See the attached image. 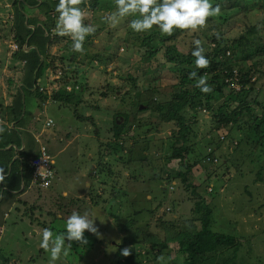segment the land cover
<instances>
[{
  "label": "rangeland",
  "instance_id": "374dc122",
  "mask_svg": "<svg viewBox=\"0 0 264 264\" xmlns=\"http://www.w3.org/2000/svg\"><path fill=\"white\" fill-rule=\"evenodd\" d=\"M0 1L4 5L6 0ZM107 1L96 4V0H84L98 6L93 10L82 5L83 22L87 19L86 24H93L96 31L86 36L83 51L76 52V58L70 60L74 69L63 62L65 59L58 58L63 53L58 54L54 46L50 48V53L52 49L57 53L54 58L49 54L51 63L59 64L53 71L74 80V72L78 74L80 91L75 94L82 105L72 108L64 102L48 103L46 115L51 117L57 137V145L49 140L51 155L55 157L64 149L55 158L58 182L41 191L38 198H14L19 215L12 209L6 218L2 236L7 239H0V257L7 258L6 264H121L119 249L128 248L133 253L131 247H120L126 233H120L119 225L125 216L139 210L138 223L148 224V231L159 236L165 235L163 228L172 217H177L178 222L192 218L194 198H190V191L179 179H172L175 172L186 174V168L191 166L186 180L212 210L211 231L238 241L237 247L204 264H264V140L260 142L249 128L251 119L243 114L237 124L226 125L202 107L196 113L187 108L190 153L182 162H166L162 156L169 154L177 128L173 123L162 122L158 115L166 110L172 97L178 82L176 74L195 68L168 62L165 46L172 47L175 56L186 55L193 48V39L198 38L209 51L214 35L226 41L246 36L242 46L246 54L235 55V60L239 62L252 54V59L246 57L245 65H253L257 71L245 90L255 95L259 104L251 108L252 112L259 115L264 110V0H212L214 6H220L218 15L208 17L205 26L195 31L174 30L176 40L163 43L160 38L167 35L155 28L143 33L132 31L129 22L135 16L118 18L115 24L102 19L115 10V0L109 12L99 10L100 4ZM249 29H253L250 34ZM142 42L147 46L140 45ZM149 46L158 50L150 64L145 61ZM258 49L263 53H256ZM168 58L175 61L173 56ZM130 78L136 79L135 87ZM226 81L235 89L225 88L224 97L240 87L236 75ZM216 102L212 109L217 107ZM234 102L233 107L239 99ZM116 124L124 126L120 137L114 135ZM220 136L225 137L223 143ZM241 142L234 155L242 152L243 157L233 158L235 143L238 147ZM253 146L255 149H251ZM211 156L218 163L208 161ZM79 171L85 174L84 178L74 177ZM85 182L89 183L88 188ZM63 189L69 193L67 197L63 196ZM80 190L85 195L75 198ZM156 205L162 209H156ZM73 211L87 212L90 218H96L98 231L85 230V244L72 241L67 254L52 261L49 252L39 247L41 232L48 227L54 234L62 233L64 221ZM136 250L144 252L138 247ZM142 259L132 262L166 264L156 261L152 253ZM170 262H179L175 254Z\"/></svg>",
  "mask_w": 264,
  "mask_h": 264
},
{
  "label": "trees",
  "instance_id": "16d2710c",
  "mask_svg": "<svg viewBox=\"0 0 264 264\" xmlns=\"http://www.w3.org/2000/svg\"><path fill=\"white\" fill-rule=\"evenodd\" d=\"M99 0H96L98 4ZM105 1V0H103ZM114 0H108L105 3H101L99 10L100 11H110L113 9ZM252 0H249L250 2ZM258 1V0H253ZM51 2V1H50ZM83 0L80 1L82 4ZM251 2V3H252ZM35 4L33 0H14L12 6L15 7V13L11 17V39L17 44L18 53H23V46L26 42V37L31 35V30L25 26L26 15L24 14L25 10L29 12L27 6L30 4ZM96 4H90L89 6L96 10L98 6ZM80 6V4L78 5ZM47 5L43 2L40 3L36 10L31 11L27 19L28 25H34L38 22H43L48 31L55 28L56 15L53 14L55 11L49 10L46 8ZM91 9V10H92ZM49 10V11H48ZM87 20V19H86ZM86 20L84 23L86 24ZM13 26V27H12ZM253 29L248 30V34L252 33ZM177 33H172L165 37L160 38V43L163 40H176ZM45 39V38H44ZM149 39L150 38H146ZM247 41L245 35H241L239 38L226 41L219 35H214L211 38V44L209 51L204 44L202 46L205 49V55L209 60L207 67L204 68H194L192 70H184L179 72L177 75L178 82L174 86V92L171 93L170 100L168 99V104L166 110L163 113L158 112L160 120L166 123H173L176 130V137L173 139L172 144L170 145V152L162 156L166 162H171L173 160H178L179 162L183 161L185 156L190 153L191 146L189 145V129L191 127L190 122L188 121L185 113L186 109L189 108L193 113H196L201 107L204 110L209 111L213 116L217 117V122L224 124H237L240 117L243 114H246L248 119H251L249 128L257 136L260 142L264 140V110L262 109L259 115L254 114L251 110L253 107H258L256 96L249 94V90L245 89L250 83L251 76L256 73L257 69L255 66H246V57L252 59V54L246 55L245 58H242L237 62L235 55L245 53L246 50L242 48L243 43ZM48 46V51L54 46L58 54L63 53L62 58L65 60H74L75 51L70 47L71 40L68 36H61L54 32L46 37V41L42 42V45ZM150 43V42H149ZM163 43V42H162ZM140 45L147 46L145 42H142ZM160 45V44H159ZM66 48H69L66 51ZM146 55L148 59L146 62L151 61V58L154 57L157 53V48L148 47ZM154 48L156 50H154ZM173 48L170 46H165V57L168 62L172 63L174 66H183V65H194V57L191 55V50H189L186 55L175 56L172 54ZM51 54L54 56L57 54ZM256 53H263L260 50H256ZM241 55V56H242ZM30 56H35V59L29 64L28 69H35L36 66H39L40 59L32 50L25 53V58H27V63L30 62ZM173 56L174 60H170L168 57ZM22 58V57H20ZM23 59V58H22ZM150 59V60H149ZM179 59V60H178ZM178 60V61H177ZM45 61V60H44ZM237 65V66H236ZM46 67H51L52 70H55L54 62L45 63L43 62L42 68L39 67V71L43 72ZM163 67V65H160ZM195 71L197 73L196 77L190 76V73ZM237 71V72H236ZM203 75L206 83L210 87L211 91L202 92L199 88L196 87V81L199 77ZM236 75L238 77V86L237 91H231L232 94H228L226 97L223 96V90L225 88H232L230 82H227L226 79H230ZM130 81L136 85V79L130 78ZM71 94H68L66 91H61L60 89L55 91L54 97L64 98L67 101L71 99ZM239 99L238 105L234 106L235 100ZM198 100V101H196ZM217 101V107L212 109V103ZM233 101V102H232ZM16 102V101H15ZM221 102V103H219ZM15 107L19 110L20 103H15ZM161 111L162 108H161ZM12 113H17L15 110L11 111ZM18 114H14L13 119L17 118ZM158 117V118H159ZM80 119V118H79ZM81 120V119H80ZM116 126V131L114 135L120 137L124 131V126ZM1 140V139H0ZM243 143V142H241ZM240 146L233 149V158L237 157L242 158L243 154L240 152L238 155L235 154V150H238ZM255 149V147H251ZM192 170V167L186 168V174ZM186 174L181 172H175V175L172 176L173 181L179 179L181 183L185 185L186 191H190V198H194L193 203V216L189 220H183L181 222L177 221V217H172L169 225L164 227L165 235L159 236L148 231V224L138 223L140 216L139 210L134 211V213L123 219L124 223L119 225L120 233H126L123 244L120 247H131L133 253H129L127 256L122 255V250L119 249L117 256L119 257L121 264H133V259H139L142 261L143 257H146L148 254H155L156 261H165L166 264H204L205 262L212 259L214 256L219 253H223L225 250L230 248H235L238 246L237 240L229 235L214 233L211 231V220H212V210L205 203L204 197L197 193V189L192 185L188 184L186 180ZM260 174V173H259ZM167 180V179H166ZM261 180V178H259ZM162 209L161 205H156V209ZM150 216V213H149ZM148 217V216H147ZM138 221H137V219ZM140 222V221H139ZM237 241V242H236ZM138 247L141 250H144L143 253L136 250ZM175 254L177 256L178 263H171V256ZM3 263H7V258L1 256ZM183 261H182V260ZM181 260V262H180Z\"/></svg>",
  "mask_w": 264,
  "mask_h": 264
},
{
  "label": "crops",
  "instance_id": "0c3cea01",
  "mask_svg": "<svg viewBox=\"0 0 264 264\" xmlns=\"http://www.w3.org/2000/svg\"><path fill=\"white\" fill-rule=\"evenodd\" d=\"M6 1L7 5H0V128L3 129L0 132V168H3L5 173V180L0 182V239H7L2 235L9 212L14 209L15 213L19 215L17 212L18 206H16L14 198L17 200L20 197L32 198L34 196V198H38L39 194L43 193L41 191L49 189L53 183L57 184L58 182V168L55 169V158L64 149L62 148L55 157L51 155L50 147L48 146L50 144L49 140L51 139L57 145V137L55 129L52 127L53 123L50 126L46 125V121L51 119L49 115H46L48 103L50 101L64 102L72 108L82 105L81 99L75 94L80 90L71 93L72 96L69 101L64 98L57 99L55 97L53 99L46 94H39L36 90L39 86L47 88V85L44 83H49L46 77H50L51 67H46L43 72L39 71V67L41 66L42 68L43 62L50 63L51 61L47 43L46 45H42V42L46 41V37L53 34L54 30L48 31L43 22L28 25L27 19L31 11L36 10L40 3L44 2L47 5L46 8L53 10L55 9L57 0H33L35 4L31 3L27 6L29 12L27 13L26 10L24 12L26 15L25 26L31 30V35L25 39L23 53L18 54L10 48L14 40L11 39L10 35L11 20L6 15V13L14 15L15 7L12 6L14 0H11V3H9V0ZM53 14L56 15L55 12ZM30 50L40 59L39 66L37 65L35 69H28L29 64L35 59V56H30V62L28 63L27 58H25V53ZM53 53L54 49L51 50V54ZM63 62L70 63V67L74 69L70 61L63 60ZM92 62L96 63L95 60H92ZM54 66L58 67L59 64H54ZM78 68H80V64L76 66V71ZM74 75L76 80L78 74L74 72ZM54 82L57 86L63 83L62 79H56ZM48 93L50 94V91ZM40 97H44L45 100L41 101ZM15 103H20V109L17 112L19 115L14 120H9L7 114L4 116L3 112L11 108ZM77 107L73 109V115H75ZM41 148H44L54 161L55 177L47 188H40L33 182L32 171L28 164V160L38 156ZM84 175L82 171H79L77 174L74 173V177L76 178H84ZM84 186L88 188L89 183L85 182ZM63 191L65 192L62 195L67 197L69 193L66 189H63ZM80 191L76 192L75 198L85 195L84 191ZM2 248L3 245L0 244V250Z\"/></svg>",
  "mask_w": 264,
  "mask_h": 264
},
{
  "label": "clouds",
  "instance_id": "9594fccd",
  "mask_svg": "<svg viewBox=\"0 0 264 264\" xmlns=\"http://www.w3.org/2000/svg\"><path fill=\"white\" fill-rule=\"evenodd\" d=\"M80 1L81 0H57L54 9L56 13V23L53 30L58 35L68 36L71 40L70 47L75 52H82L86 36L96 31L93 24H85L83 22L85 13L83 12L82 5H85L83 7L85 9L87 3L83 0L81 4ZM79 4L80 6H78ZM0 5L2 4L0 3ZM4 5L7 4L4 3ZM9 7H11V5H9ZM219 13V4L214 6L212 0H115V10L102 19L111 24H115L117 23L118 18L135 16V18L131 19L129 22V27L132 31L143 33L152 31L155 28L161 34L171 35L173 31L177 29L195 31L205 26L208 17L218 15ZM7 16L11 20L13 14H7ZM192 44L193 48L191 50V55L194 57L195 67H207L209 60L205 55V49L202 46L201 40L194 38ZM10 48L14 52L18 51L15 42ZM190 76L196 77L197 73L193 71L190 73ZM56 79H62V87H60L61 85L57 86L55 84L54 81ZM46 80L49 81L47 88L39 86L36 90L39 94H46L53 99L55 98V91L59 89L71 94L78 91L79 88L76 80L67 76H62V73L59 71L51 70L50 77H46ZM70 82L74 83L73 87L69 84ZM196 87L202 92L211 91L203 75H201L196 81ZM48 91H50V94ZM40 100L43 101L45 98L40 97ZM13 110L18 112L15 105H12L11 108H8L3 112V115L5 116L7 114L9 120H14V114L19 115V113H12L11 115V111ZM52 123L53 121L51 119L46 121L47 126H50ZM2 131L3 129L0 128V132ZM224 139V136H220L222 143ZM241 144L243 143H240L239 146H241ZM237 145L238 144L235 143L236 147ZM208 161L212 164L218 163V160L214 156H211V158L208 157ZM53 176H55V171ZM4 180V169L0 168V182H3ZM95 219L96 218H90L87 212L80 213L73 211L65 219L63 224L64 230L62 233L54 234L53 230L48 227H45L42 230L39 247L49 252L51 260L55 261L61 255L67 254L68 248L72 246V241H78L80 244L86 243L84 237L85 230L97 233L98 230L94 224ZM128 254L129 249L124 248L122 250V255L127 256Z\"/></svg>",
  "mask_w": 264,
  "mask_h": 264
},
{
  "label": "built area",
  "instance_id": "2783aa9c",
  "mask_svg": "<svg viewBox=\"0 0 264 264\" xmlns=\"http://www.w3.org/2000/svg\"><path fill=\"white\" fill-rule=\"evenodd\" d=\"M32 170L33 182L40 188H47L53 180L54 162L44 148H41L38 156L29 160Z\"/></svg>",
  "mask_w": 264,
  "mask_h": 264
}]
</instances>
